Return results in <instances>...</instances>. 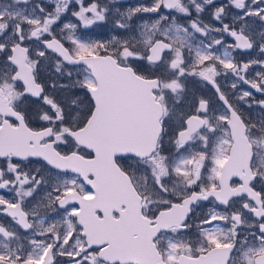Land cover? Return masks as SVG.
Masks as SVG:
<instances>
[{
    "label": "snow or ice",
    "instance_id": "snow-or-ice-1",
    "mask_svg": "<svg viewBox=\"0 0 264 264\" xmlns=\"http://www.w3.org/2000/svg\"><path fill=\"white\" fill-rule=\"evenodd\" d=\"M0 264H264V0H0Z\"/></svg>",
    "mask_w": 264,
    "mask_h": 264
}]
</instances>
